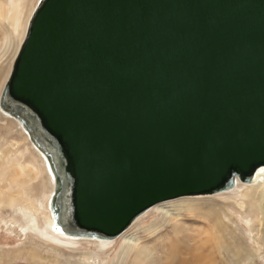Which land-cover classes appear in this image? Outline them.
I'll list each match as a JSON object with an SVG mask.
<instances>
[{"label": "water", "instance_id": "95a60500", "mask_svg": "<svg viewBox=\"0 0 264 264\" xmlns=\"http://www.w3.org/2000/svg\"><path fill=\"white\" fill-rule=\"evenodd\" d=\"M8 99L60 151L76 223L116 236L264 166V0L39 2L0 107L49 163L64 232L54 155Z\"/></svg>", "mask_w": 264, "mask_h": 264}, {"label": "rangeland", "instance_id": "374dc122", "mask_svg": "<svg viewBox=\"0 0 264 264\" xmlns=\"http://www.w3.org/2000/svg\"><path fill=\"white\" fill-rule=\"evenodd\" d=\"M37 1L0 0V95L13 68L14 61L12 62V58H14L17 45L21 40L22 24H24L29 10L34 9ZM19 4L24 7L19 23L21 24V28L14 26L6 17L7 13L10 12L12 14L15 5ZM10 102H8L10 106H13L31 121L39 140L53 155L58 156L57 152L60 151L55 149L51 140L38 129V125L33 119L34 117L29 115L20 103ZM5 114L7 113L0 107V163H2L0 164V264H86L84 256L88 252L102 255L103 251H107L108 258L112 261L119 249V238L121 236L110 240L113 241L111 248L109 247L104 250L98 247V244L87 243L86 241L78 244L64 243L57 238L55 232L46 229L45 226L49 219L48 210L51 212L50 207L53 195L52 193L49 197L48 193L55 187L54 179L53 177H49L44 170L42 158L36 154L33 149L34 147L29 145V141L26 139L24 133ZM5 151L7 152L5 153ZM33 156L35 159H33ZM59 164L62 172V188L55 203L59 221L71 233L76 234L77 237H102L99 232L88 231L80 227L74 220L70 211L72 209L70 205V175L66 172L64 161H59ZM16 180L22 183L19 184L17 182L16 184ZM243 181L247 180L244 179ZM232 187L229 184L225 188L216 191V193L184 196L176 200L164 202L162 204H167L166 208L173 213V217L169 218L165 215V207L164 209L162 206L157 209L153 208L143 215L139 222H135L125 233H135L142 244H149L153 248L155 246L154 249L156 250L157 247L161 248L159 252H163L159 253L158 256L161 260L159 264H166L169 254L168 252L167 254L165 253V249H168L167 246L169 245L172 247L171 236H173L172 234L176 230L179 228L186 230L187 234H189V242L194 244L200 241V238H206L208 232H210L209 236L213 238L214 234H212L211 229L214 228V221L217 217H222L228 224V228L224 232V238L226 237V239H233L235 241L233 246L237 255L234 251H227L221 247V250H218L219 257L214 259L217 263L214 264H264L263 214L256 208L254 212L250 210L242 211L233 201L225 199V197H209L227 191ZM3 195H10L9 197L15 200L16 205L11 206L8 203H3L1 201L2 197L4 198ZM240 195H242V191L238 190L237 192L228 193L226 196L240 197ZM214 217L216 218L214 219ZM156 225L159 226V229L152 234V230ZM48 232L51 234H48ZM159 237L162 240L164 237V242L154 244L153 240L159 239ZM215 242L212 239L211 244L213 245L201 246L200 250L202 253H210V251L216 250L217 247L213 248L216 245ZM33 251L38 255L36 259L31 258ZM53 255H57V260L52 257ZM103 264L114 263L107 260Z\"/></svg>", "mask_w": 264, "mask_h": 264}, {"label": "bare ground", "instance_id": "6f19581e", "mask_svg": "<svg viewBox=\"0 0 264 264\" xmlns=\"http://www.w3.org/2000/svg\"><path fill=\"white\" fill-rule=\"evenodd\" d=\"M40 1L41 0L37 1V3H36V5H35L33 10L32 9L29 10L27 18H26L24 24H22L23 26H22V29H21V40H20V42L17 45V49L15 51L14 58H12V62L13 61L15 62L14 59H16V56H17L18 51H19V48H20V46H21V44H22V42H23V40L25 38L26 31L28 29L31 17H32V15H33V13H34V11H35V9L38 6ZM23 11H24V7L23 6H21L20 4L19 5H15L14 11L12 12V14H10V12H9V13H7L6 17L9 19V21L14 26L20 27L21 24H19V23H20V20L22 18ZM6 38H7V36H6ZM5 40H7V39H5ZM13 67H14V63H13ZM12 70H13V68H12ZM12 70H11V72H12ZM10 75H11V73H10ZM7 82H8V80H7ZM7 82H6V84H7ZM6 84H5V86H6ZM5 86H4V88H5ZM2 94H3V91H2V93L0 95V99H1ZM7 98H8V96H7ZM10 100L14 101L15 103H19V102L13 100V99H10ZM10 100L8 99L7 101H9V103H11ZM20 104L24 107V110H26L29 113V115L34 117L33 119H34L35 123L38 125V129L41 130L43 132V134H45V131L43 130V128H42V126H41V124L39 122V118L37 116H35V113L29 107L25 106L22 103H20ZM12 108L14 110H16L13 106H12ZM5 115H6V117H8L9 119H11L13 121V123L16 125V127H18V129L22 133H24V135L26 136V139H28V141H29V145L34 147L33 149L35 150L36 154L42 158V162H43V165H44V170L49 175V177H53V173L51 171L49 163L47 162L46 158L43 156L41 151L32 143L31 139L29 138V135L27 134V132L25 131L23 126L20 124V122L17 121L16 119H14L13 117H11L8 114H5ZM23 116L27 119V121L30 123V125L33 128V124L31 123V121L25 115H23ZM10 142L12 143V141H10ZM14 143H13V146H14ZM16 146H17V144H16ZM55 149L58 150V148L56 146H55ZM6 152L7 151H5V153ZM57 153H58L57 154L58 156L54 155V159H55V162H56V165H57L58 173H59L60 176H62L61 166L59 164V161H63V159L61 157V153L60 152H57ZM12 155H14V154H12ZM0 156H1V154H0ZM33 159H35L34 156H33ZM1 160H2V158H1ZM0 164H2V163H0ZM5 165H6V162H5ZM9 175L10 176H12V175L15 176L14 173H12V175L11 174H9ZM69 180H70V189H72V178L70 177ZM17 182L18 181L16 180L15 183L17 184ZM18 183L20 184L22 182H18ZM239 188H241V189H239ZM52 190H50L48 194H49V197H50L51 194L53 193V195H52V199H53V196H54V193H55V190H56V186ZM238 190L240 192L242 191V195H240V197H236V196L229 197V196H226L228 193L237 192ZM214 192L216 193V191H214ZM214 192H211V193H214ZM238 195H239V193H238ZM9 196H4V198L2 197L1 201H3V203L5 202L6 204L8 203L11 206H15L16 205L15 200L10 198ZM186 196H191V195H186ZM182 197H184V196H182ZM209 197H218V198L219 197H225V199L233 201L242 211L250 210V211L254 212V209L256 208L263 214V219H264V166L259 167L255 171L254 175L252 176V178L249 181H243L242 179L237 178L236 181H235V184H234V186L232 188H230L227 191H223V192L217 193L215 196H209ZM179 198L180 197L174 198V199H169V200L162 201V202H159V203H156V204L150 206L149 208H147L146 210H144L140 214H138L133 219L131 224L123 232H121L120 234H118L117 236H114V237H104V235L102 237H98V238H81V237H77V236H75L76 234L71 233L67 229V227L62 222L59 221L61 224L64 225V232H63L59 228L60 226L57 223V219L55 218V215H54V212L52 210V207H50L51 208V212L48 210L49 219H48V222L46 223L45 227H46L47 230L50 229L53 232H55L56 235H57V238L60 241L64 242V243L78 244V243H80L82 241H86L87 243L98 244V247H100V248H102L104 250L106 248H109V247L111 248V244H112L113 241H110V240L115 239L118 236L119 237L121 236L119 238L120 239V241H119L120 242L119 249H118L116 255L113 257L112 261H111V259L108 258L109 255H107V251H103L102 255H98V254H95L94 252H88L87 251L88 253L84 256V258L86 259V264H103L104 262H107V260L112 262V263H114V264H159L161 260L158 258V256H159V253L163 252V251L159 252V251H161V248L157 247V250H156V249H154L155 246L153 248V246H150L149 244H146V245L142 244L141 241L139 240L138 236L135 235V233L132 234L131 232H127V233H125V232L128 231V229L135 222L136 223L139 222L142 219L141 217L143 215H145L146 213H148L153 208L157 209V208H160V206H162L163 209H164V207H165V211H164L165 215L167 217H169V218L173 217L174 216L173 213L170 212V210L166 208L167 204H162V203L168 202V201H172V200H176V199H179ZM70 205H71V207L73 209L72 202L70 203ZM72 209L70 211H72ZM250 214H252V213L250 212ZM249 217H250V215H249ZM215 218L216 217H214V219ZM45 227L43 226V228H45ZM227 228H228V224L226 223L225 219H223L222 217H217L215 219V221H214V228H213L214 230L211 229L212 234H214L213 238H211L209 236L210 232H208L207 233L208 236L206 238H204L205 240L203 238H200V241L195 242L194 244L189 242V240H188L189 234H187L186 230L181 229V228H179L178 230L175 229L176 232L173 231L174 232L172 234L173 236H171L172 247H171V245H169V246L166 245L168 247V249H165V251H166L165 253L167 254V252H168V254H169L168 255V262L166 264H211V263L214 264V263H217V262H215L214 259L219 257L218 250H221V247H223L227 251L228 250H230V251L231 250L232 251L235 250V248L233 246L235 241H233V239H226V237L224 238V232L226 231ZM157 229H159V226L156 225L155 228L152 230L153 231L152 234L155 233V231ZM48 234H51V233L48 232ZM221 236H222V238H221ZM62 237L67 239V240L63 239ZM212 239H214L216 241L215 242L216 245L213 246V248L215 249V247H217V249L214 250L213 252L209 250L210 253H202V251L200 250V247L201 246L202 247L208 246V244H211ZM161 240L162 239H160V237H159V239L156 238L155 240H153L154 242L153 241L152 242L154 244L155 243H157V244L160 243L161 244L162 242H164V237H163V240L162 241ZM211 245H213V244H211ZM163 246H165V245H163ZM56 250H58V249H56ZM234 252L237 255V252L236 251H234ZM28 254H29V252H28ZM37 257H38V255H36V252L33 251L31 253V258L36 259ZM52 257H54L55 260H57V255H53ZM81 258H83V257H81Z\"/></svg>", "mask_w": 264, "mask_h": 264}]
</instances>
